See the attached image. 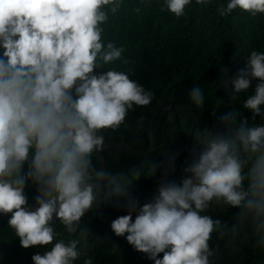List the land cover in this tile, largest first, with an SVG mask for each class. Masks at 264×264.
Wrapping results in <instances>:
<instances>
[{"label":"clouds","instance_id":"clouds-1","mask_svg":"<svg viewBox=\"0 0 264 264\" xmlns=\"http://www.w3.org/2000/svg\"><path fill=\"white\" fill-rule=\"evenodd\" d=\"M122 3L0 0V216L6 220L11 213L8 225L25 248L55 239L51 250L32 256L34 264H74L84 254L89 244L81 217L95 209L101 194L100 221L149 264H216L211 234L234 240L243 226L264 249V124H237L233 112L221 116L229 131L198 132V157L176 181H162L146 203L141 184L131 188L139 169L129 177L93 167L92 154L97 151L98 158L105 144L100 130L119 127L133 105L152 100L150 91L116 68L123 47L102 39L108 12ZM192 3L162 0L161 10L180 17ZM237 8L255 16L264 13V0H226L217 11L228 16ZM254 78L255 94L243 106L264 117V52L256 50L232 79L234 92L248 89ZM191 100L203 106L199 88L191 89ZM152 146L153 151L154 141ZM157 167L149 165L145 174ZM28 181L42 193L35 210L24 194ZM215 204L238 207L237 224L227 228L205 214ZM53 214L58 221L51 226ZM59 221L73 238H60L53 227ZM84 264L93 261L89 257Z\"/></svg>","mask_w":264,"mask_h":264},{"label":"trees","instance_id":"trees-1","mask_svg":"<svg viewBox=\"0 0 264 264\" xmlns=\"http://www.w3.org/2000/svg\"><path fill=\"white\" fill-rule=\"evenodd\" d=\"M225 2L213 0L208 5H197L193 0L186 6L185 14L176 17L166 9L161 10L162 0H124L115 13L108 12L110 21L102 25L107 36L102 39L124 49L116 68L152 93L151 102L133 105L119 127L99 132L104 143L127 142L140 150L114 147L105 149L102 157L111 174L124 173L130 177L132 169L140 170L138 181L131 188L141 184L143 203L152 198L162 181H176L191 158L198 157L203 149L196 138L198 132L205 128L213 132L229 131L220 119L224 114L233 112L237 124L243 120H247L249 127L264 124V117L254 116L252 110L243 106L255 94L259 78L251 79L249 88L239 93L234 92L231 84L246 68L252 50L264 52V13L252 16L237 8L230 15L221 16L217 7ZM194 87L204 96L200 108L191 100ZM91 159L93 167L101 169L97 151ZM30 163L31 160L25 163L24 172ZM153 164L158 166L155 173L146 175L149 165ZM39 192L36 183H26L24 194L29 208ZM102 197L101 194L98 205L87 217H81L89 247L74 264H84L89 257L93 264H149L100 221ZM236 210L239 208L215 204L205 214L231 228L237 224ZM10 215L0 233V264H34L32 256L51 250L55 239L52 244L23 247L15 230L8 225ZM53 227L60 238H73L64 231L60 221ZM209 245L217 250L216 264H264V249L257 245L254 232L244 226L234 240L212 233ZM162 256L163 253L158 254Z\"/></svg>","mask_w":264,"mask_h":264},{"label":"water","instance_id":"water-1","mask_svg":"<svg viewBox=\"0 0 264 264\" xmlns=\"http://www.w3.org/2000/svg\"><path fill=\"white\" fill-rule=\"evenodd\" d=\"M158 114V113H157ZM156 114V115H157ZM155 115V116H156ZM154 120H155V117L153 118V121H152V124H151V129H153V123H154ZM151 140H152V144H153V141H154V135H153V130H152V137H151ZM114 147H118V148H123L125 150H128V151H138L137 148L131 146L129 143L127 142H123V143H117V142H107L105 144L102 145V148L101 150H99L98 152V160H99V164L101 166V169L107 171V166H106V159L102 158L101 156V152L105 149H108V148H114ZM33 155V153H29V157H31ZM38 197H42V193L40 192L33 200L32 204H31V207H30V210H35V208L38 206L37 205V198ZM6 215L5 214H1L0 216V233L2 232L3 228H4V225H5V218ZM4 219V220H3ZM58 221V218L55 216V214H53V220L49 222V224L52 226L54 225L56 222Z\"/></svg>","mask_w":264,"mask_h":264}]
</instances>
